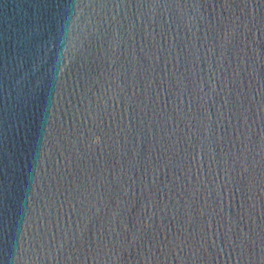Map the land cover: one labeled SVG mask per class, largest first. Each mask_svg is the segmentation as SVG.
I'll use <instances>...</instances> for the list:
<instances>
[{"label": "water", "instance_id": "water-1", "mask_svg": "<svg viewBox=\"0 0 264 264\" xmlns=\"http://www.w3.org/2000/svg\"><path fill=\"white\" fill-rule=\"evenodd\" d=\"M0 264H264V0H0Z\"/></svg>", "mask_w": 264, "mask_h": 264}]
</instances>
